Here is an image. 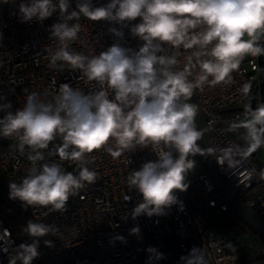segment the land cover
<instances>
[{"label": "built area", "instance_id": "obj_1", "mask_svg": "<svg viewBox=\"0 0 264 264\" xmlns=\"http://www.w3.org/2000/svg\"><path fill=\"white\" fill-rule=\"evenodd\" d=\"M24 0H0V105L11 107L6 112L22 108L29 94L35 92L45 103H54L60 86L68 84L84 94L100 90L97 81H89L81 69L72 68L58 60L53 65L51 57L60 48V42L51 35L54 23L64 22L59 11L44 21L22 22L18 6ZM56 2V0H54ZM69 12L77 10L81 0H69ZM110 0H92L94 7L105 6ZM79 24L75 40L68 42L69 51L86 57L98 56L113 44L137 52L139 50L131 28L134 21H92L84 16L68 21ZM203 25L189 30V35L199 34ZM123 33L115 35L110 29ZM247 39V36H245ZM215 42H213L214 44ZM212 45H208L210 51ZM199 45L185 48L162 43L157 55L174 57L176 63L168 66L172 72L190 73L188 80L197 84L201 74L200 61L214 59L210 55L197 58ZM258 83L257 57L247 54L239 58V64L225 80L207 81L193 88L192 97L205 116V126L210 147L219 174L227 188L247 207L264 217V170L258 169L252 159L239 146L243 134L238 128H247L241 110L249 103ZM106 87V86H105ZM109 99H115L107 89ZM63 141L57 137L48 149L41 150L45 162H56L65 172L78 174L77 162L60 161L55 148ZM18 140L0 136V197L10 182L19 184L30 173L31 162L27 159L30 149L21 154ZM116 148V141L109 142L92 153L85 154L86 166L96 173L94 183L85 184L76 195L69 198L66 210L51 211L50 207L27 206L18 199L17 208L28 213V222L54 225L56 235L39 238L40 255L33 264H254L264 261V242L254 238L250 229L241 222L228 218V205L220 198L197 153L189 157L195 161L186 177L188 188L177 191V203L161 216H130L132 209L142 200L135 189L128 186L127 178L158 157L151 147L125 150L120 157H112L107 148ZM174 155H176L174 153ZM130 196V200L125 197ZM214 211L216 217L210 212ZM138 226L139 235L130 234ZM123 236L124 242L115 237ZM33 237L15 234L0 214V264H9L20 244H31ZM51 241L52 246L44 242ZM163 254L161 259H149L148 248Z\"/></svg>", "mask_w": 264, "mask_h": 264}, {"label": "clouds", "instance_id": "obj_2", "mask_svg": "<svg viewBox=\"0 0 264 264\" xmlns=\"http://www.w3.org/2000/svg\"><path fill=\"white\" fill-rule=\"evenodd\" d=\"M70 7L69 0H24L18 9L22 22H42L59 11L64 22L51 26V35L61 45L51 57L53 65L61 60L81 69L89 81L98 82L100 90L86 95L63 84L54 103L41 101L33 92L22 108L8 111L0 118V136H15L21 154L30 149L27 159L32 164L30 173L19 184L10 182L9 198L27 206L65 211L70 197L86 183L95 182L96 173L86 166L85 154L114 138L116 148L106 149L114 158L137 147H151L158 157L132 171L127 178L128 186L142 197L130 216L135 219L141 215H164L177 203L176 192H184L189 186L186 177L195 163L189 157L204 154L197 143L201 132L195 124L196 107L184 101L209 76L214 77V82L225 80L243 55H264V47L257 43L264 37V0H110L101 7H94L92 0H81L77 10L69 12ZM81 15L92 21L117 23L140 18L141 22L131 32L144 44L137 52L113 44L91 58L69 51L68 42L77 38L80 25H70L68 21L78 20ZM199 25L205 26L204 30L190 36L189 30ZM110 31L123 35L115 28ZM163 42L185 48L199 45L200 51L194 53L197 58L202 55L214 58L199 62L201 74L196 85L188 80L189 72L168 70L176 60L157 55ZM107 89L114 92V100L109 99ZM10 107V103L0 105V111ZM256 125L261 127L258 129ZM262 132L264 108L252 118L250 135L254 146L260 144L258 133ZM57 137L63 143L56 146L54 154L60 161L77 162L78 174L65 172L56 162L39 163L45 160L41 150L48 149ZM24 231L34 238L33 242L20 244L9 257V264H33L40 255L39 238L56 235L58 229L29 221ZM139 232L138 226L130 230V234ZM115 239L125 241L123 236ZM44 243L52 246L51 241ZM147 251L150 260L163 258L155 248Z\"/></svg>", "mask_w": 264, "mask_h": 264}, {"label": "water", "instance_id": "obj_3", "mask_svg": "<svg viewBox=\"0 0 264 264\" xmlns=\"http://www.w3.org/2000/svg\"><path fill=\"white\" fill-rule=\"evenodd\" d=\"M140 22V18L134 20L135 24ZM135 39L138 48L142 47L144 41L141 40L138 36H135ZM257 43L261 47H264V37H262ZM256 57L258 63V83L254 88L249 103L242 107H239L241 111L246 113L251 121L253 115L257 112V110L264 108V55ZM159 67L160 66H157L158 69ZM184 102L190 103L196 107L195 124L197 126V129L201 132V137L197 141V143L204 152L203 155L200 154L201 159L204 168L220 198L228 205L229 211L239 222L244 224L250 230L255 231L256 233L264 237V217H261L254 210L250 209L242 201H240L236 197V195L227 188L225 182L223 181L221 175L217 170L208 139V134L205 126V116L203 112L192 96ZM256 127L259 129L261 126L256 125ZM258 134L261 137V142L258 146H254L255 141L252 139L251 143L245 145L243 148L246 154L249 156H254L259 150H261L262 155H264V132ZM259 165L261 169L264 170V159H262ZM254 264H264V261H259Z\"/></svg>", "mask_w": 264, "mask_h": 264}, {"label": "trees", "instance_id": "obj_4", "mask_svg": "<svg viewBox=\"0 0 264 264\" xmlns=\"http://www.w3.org/2000/svg\"><path fill=\"white\" fill-rule=\"evenodd\" d=\"M238 130H239L238 131L239 134H243L242 138L243 137L244 139H246V137L251 138L250 133L248 135V131L251 130L250 127L248 126L247 128L241 127L238 128ZM246 141L248 140L246 139ZM237 142L239 146L243 147V143L238 138H237ZM4 197H5L4 199L0 197V214L6 219V221L9 223L15 234H17L18 236L26 235L27 233L24 231V228L28 223V213L20 211L17 208L16 200L9 198V185L4 193ZM250 232L256 240L260 242H264V237H262L255 231L250 230Z\"/></svg>", "mask_w": 264, "mask_h": 264}, {"label": "rangeland", "instance_id": "obj_5", "mask_svg": "<svg viewBox=\"0 0 264 264\" xmlns=\"http://www.w3.org/2000/svg\"><path fill=\"white\" fill-rule=\"evenodd\" d=\"M244 56H247V54L244 55ZM241 114H242V116H243V119H244L245 122L247 123V126L251 127V122H252V121L248 118V116L246 115V113L243 112V111H241ZM242 148H244V146H243ZM250 158L252 159L254 165L259 169V168H260V165H259V164H260V162L262 161V159H264V155H262V153L259 152L258 160L255 159V158H252V157H250ZM1 197H2L3 199L5 198L4 195H2ZM210 214H211L212 217H216V214H215L214 211H211ZM227 216H228V218H230L233 222H235V223H238V222H239V221L233 216V214H232L230 211L227 213Z\"/></svg>", "mask_w": 264, "mask_h": 264}, {"label": "flooded vegetation", "instance_id": "obj_6", "mask_svg": "<svg viewBox=\"0 0 264 264\" xmlns=\"http://www.w3.org/2000/svg\"><path fill=\"white\" fill-rule=\"evenodd\" d=\"M250 120H251V119H250ZM248 127H249V126H248ZM250 129H251V127H250ZM247 131H248V130H247ZM249 133H250V131H248V135H249ZM246 139H247L248 141H246ZM246 139H244V137H243V138H240V141L243 143V146H245V145L251 143L252 137H251V138L246 137ZM258 152L261 153V150H259Z\"/></svg>", "mask_w": 264, "mask_h": 264}]
</instances>
